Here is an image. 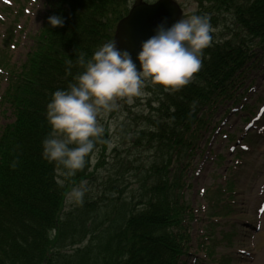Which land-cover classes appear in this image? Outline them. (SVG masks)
I'll list each match as a JSON object with an SVG mask.
<instances>
[{
    "label": "trees",
    "instance_id": "obj_1",
    "mask_svg": "<svg viewBox=\"0 0 264 264\" xmlns=\"http://www.w3.org/2000/svg\"><path fill=\"white\" fill-rule=\"evenodd\" d=\"M130 1L52 0L26 60L16 66L0 52V69L9 81L1 100L13 114V121L0 129V264H177L184 254L181 232L190 212L179 201L182 172L181 181L170 180L171 152L190 157L195 145L191 143L196 121L192 109L215 92L224 94L233 71L246 57L244 43L231 44L234 36L242 37L249 30V41L258 39L256 46L264 45V0H209L210 5L203 7L207 12L200 14L209 18L216 31V27L220 30L218 15L231 13L235 33L227 27L229 33L220 37L211 34L213 41L202 50L211 60H203L193 82L179 88L178 97L169 96L173 89L153 82L147 93L165 96L158 99L155 95L158 106L146 100L141 111L134 109L139 104L126 109L133 144L141 148L139 154L153 153L155 162L150 167L139 157L140 161L135 159L139 165H133L130 154L124 159V152H118V171L108 173L107 186H103V192L111 190L107 202L100 204L91 195L65 212V195L92 179L95 151L99 148L104 156L108 131L94 139L82 168L66 169L43 152L42 141L52 134L46 105L54 91L67 89L84 71L78 62L81 54L90 59L99 46L112 40L117 22L129 12ZM213 10L217 14L211 17ZM51 15H60L63 26L52 27ZM229 34L233 37L224 45L213 46ZM170 102H174V113L159 108ZM138 116L144 122L139 128L135 126ZM101 164L100 160L96 167ZM121 178L122 182L126 179V189L132 187L129 194L120 191Z\"/></svg>",
    "mask_w": 264,
    "mask_h": 264
},
{
    "label": "rangeland",
    "instance_id": "obj_2",
    "mask_svg": "<svg viewBox=\"0 0 264 264\" xmlns=\"http://www.w3.org/2000/svg\"><path fill=\"white\" fill-rule=\"evenodd\" d=\"M50 1L52 0H0V52L7 54L11 64L20 66L26 60L34 46V37L41 33ZM176 1L184 11V18L194 12L204 11L203 7L210 5L209 0ZM132 4L133 0L130 1V7ZM216 14L213 10L210 16L214 17ZM218 18L220 30L216 31V37L229 33L227 27L235 29L230 25L234 20L231 13L222 12ZM250 35L249 30H246L242 37L234 36L235 40L231 44L244 43L243 49L246 50L252 44L260 42L258 39L249 41ZM230 37L233 35L222 37L213 46L224 45ZM7 38L10 39L9 43L4 42ZM205 58L211 60V57ZM201 61L203 67L202 57ZM250 64L233 88L234 98L227 97L218 101L215 95L212 97V112L206 113L203 127L193 132L196 140L192 155L186 160L183 154L179 156L171 152L170 180L181 181L179 172H182L185 187L181 189L179 201L190 212V216L185 217L183 222L188 230L184 226L181 232V251L184 254L177 264H264V212L262 215L258 214V207L264 198V110L260 109L264 106V51H258L254 66ZM6 76L7 73L0 69V129L13 121L12 111L1 100L9 83ZM154 85L151 80H145L144 94L133 97L135 106L139 104L134 108L136 112L141 111V105L148 100L157 107L155 95L158 99L165 97L163 93L158 94L159 92L147 93L148 87L153 88ZM179 92V89L169 91V96L178 97ZM120 99H116L117 107L113 110L100 112L98 123L103 131H108L107 149L102 151L103 157L100 156L99 148L95 151L90 167L92 179L83 181L73 192L69 191L65 195V212L72 211L91 195L94 196L91 200L100 204L107 202L111 190L103 192V186H107V174L118 171L115 159L118 152H124V159L130 154L128 158L133 165H139L135 160H139V157L147 165L150 164V167L155 162L153 153L139 154L141 148H136L133 144V138L128 133L132 125L126 127L130 121L125 110L133 102H118ZM173 105L174 102H170L165 108L164 104L159 108L171 114L175 112ZM138 118L135 122L137 128L144 125L140 120L142 117ZM254 120L256 121L253 122ZM166 137L170 138L168 135ZM180 159L186 160L184 172ZM100 160L102 164L96 167ZM122 178L120 191L129 194L132 187L126 189L124 185L128 184L126 179L122 182ZM216 191L227 194L222 202L218 201L220 195Z\"/></svg>",
    "mask_w": 264,
    "mask_h": 264
},
{
    "label": "clouds",
    "instance_id": "obj_3",
    "mask_svg": "<svg viewBox=\"0 0 264 264\" xmlns=\"http://www.w3.org/2000/svg\"><path fill=\"white\" fill-rule=\"evenodd\" d=\"M146 2L154 4L156 0ZM48 23L63 26L64 20L51 15ZM211 40L209 18L191 14L170 27L158 25L155 34L141 43L139 70L131 54L118 49L114 40L99 46L90 59L81 54L78 62L84 71L67 89L54 91L46 105V119L52 129L42 141L46 157L69 170L82 168L94 148V139L103 131L98 123L101 110L116 108L117 98L132 103L133 97L144 94L145 80L166 90L187 85L199 71L202 50Z\"/></svg>",
    "mask_w": 264,
    "mask_h": 264
},
{
    "label": "water",
    "instance_id": "obj_4",
    "mask_svg": "<svg viewBox=\"0 0 264 264\" xmlns=\"http://www.w3.org/2000/svg\"><path fill=\"white\" fill-rule=\"evenodd\" d=\"M181 14L182 11L174 0H159L155 4L136 0L128 16L117 25L115 46L129 52L139 70L137 54L141 43L155 34L158 25L170 27L182 17Z\"/></svg>",
    "mask_w": 264,
    "mask_h": 264
},
{
    "label": "snow or ice",
    "instance_id": "obj_5",
    "mask_svg": "<svg viewBox=\"0 0 264 264\" xmlns=\"http://www.w3.org/2000/svg\"><path fill=\"white\" fill-rule=\"evenodd\" d=\"M260 211H264V207H261V208H260Z\"/></svg>",
    "mask_w": 264,
    "mask_h": 264
}]
</instances>
